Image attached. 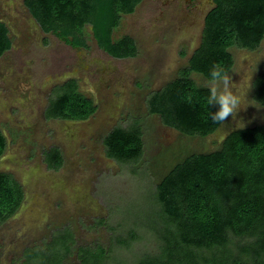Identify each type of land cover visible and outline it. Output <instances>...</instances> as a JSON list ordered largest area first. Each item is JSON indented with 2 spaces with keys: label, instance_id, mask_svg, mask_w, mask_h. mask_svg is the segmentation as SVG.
<instances>
[{
  "label": "rangeland",
  "instance_id": "obj_1",
  "mask_svg": "<svg viewBox=\"0 0 264 264\" xmlns=\"http://www.w3.org/2000/svg\"><path fill=\"white\" fill-rule=\"evenodd\" d=\"M211 4L142 0L134 12L123 15L114 33L116 38L132 35L138 54L119 58L92 37L88 47L68 45L41 28L24 0H0V19L12 39L0 56V129L8 139L0 171L12 173L25 191L17 213L0 224V264H22L27 248L43 247L66 227L74 232L76 245L111 247L112 255L127 260L158 249L148 221L157 182L187 154L218 148L221 137L235 129L229 115L213 134L187 135L148 110L149 95L187 67ZM230 51L235 61L230 83L245 90L252 76L247 95L254 98L253 82L264 66V39L255 50L233 46ZM190 76L199 85L210 83L203 74ZM70 79L95 101L96 112L84 120L47 117L55 89ZM260 105L241 109L237 119L245 126L264 124ZM136 123L142 131L141 157H110L107 134ZM52 147L63 155L57 169L45 160V150ZM132 232L138 235L132 249L118 242ZM77 261L74 252L63 262Z\"/></svg>",
  "mask_w": 264,
  "mask_h": 264
},
{
  "label": "trees",
  "instance_id": "obj_2",
  "mask_svg": "<svg viewBox=\"0 0 264 264\" xmlns=\"http://www.w3.org/2000/svg\"><path fill=\"white\" fill-rule=\"evenodd\" d=\"M142 0H24L32 16L48 33L73 47H88L91 31L98 45L114 57L138 54L130 34L116 38L124 14ZM91 27V28H90ZM264 39V0H212L204 19L201 42L189 56L187 67L147 100L150 113L183 134L207 136L221 123L211 121L218 105H206L208 88L190 75L209 79L213 65L234 66L233 46L257 49ZM12 46L9 27L0 19V56ZM254 98L264 104V66L255 77ZM95 101L80 91L76 79L55 89L46 110L49 118H89ZM110 157L137 160L143 154L140 126L113 128L105 138ZM8 139L0 129V158ZM45 160L60 168L58 147L45 150ZM148 219L158 242L155 252L132 254L130 260L114 256L111 247L76 245L69 227L43 247L27 248L22 264H65L76 252L74 264H264V124L229 131L221 145L193 152L177 161L157 182ZM25 199L23 184L10 172L0 171V224L14 216ZM138 237L118 242L132 249Z\"/></svg>",
  "mask_w": 264,
  "mask_h": 264
},
{
  "label": "clouds",
  "instance_id": "obj_3",
  "mask_svg": "<svg viewBox=\"0 0 264 264\" xmlns=\"http://www.w3.org/2000/svg\"><path fill=\"white\" fill-rule=\"evenodd\" d=\"M209 81L205 103L207 106L213 103L218 105L217 110L214 112L211 111L210 113L211 121L224 124L226 118L231 115L232 119L235 121L233 127L243 128L245 126V121L242 118L237 119L239 111L250 104L256 107L261 106L260 102L255 98H249L247 95L252 86V76L248 80L246 89L241 90L237 87L238 83H230L229 68L213 65L209 70ZM221 139H223V137H221Z\"/></svg>",
  "mask_w": 264,
  "mask_h": 264
},
{
  "label": "water",
  "instance_id": "obj_4",
  "mask_svg": "<svg viewBox=\"0 0 264 264\" xmlns=\"http://www.w3.org/2000/svg\"><path fill=\"white\" fill-rule=\"evenodd\" d=\"M211 7V6H210ZM210 9V8H209ZM209 9L205 12V16H206V14H207V12L209 11ZM204 19H205V17H204ZM91 28V27H90ZM91 34H92V39L97 43V40H96V38L94 37V35H93V32L91 31ZM98 44V43H97Z\"/></svg>",
  "mask_w": 264,
  "mask_h": 264
},
{
  "label": "flooded vegetation",
  "instance_id": "obj_5",
  "mask_svg": "<svg viewBox=\"0 0 264 264\" xmlns=\"http://www.w3.org/2000/svg\"><path fill=\"white\" fill-rule=\"evenodd\" d=\"M204 17H205V14H204ZM27 251V250H26Z\"/></svg>",
  "mask_w": 264,
  "mask_h": 264
}]
</instances>
